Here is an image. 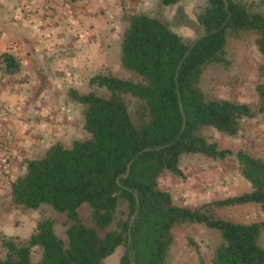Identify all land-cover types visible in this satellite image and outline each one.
I'll list each match as a JSON object with an SVG mask.
<instances>
[{"label": "trees", "instance_id": "obj_1", "mask_svg": "<svg viewBox=\"0 0 264 264\" xmlns=\"http://www.w3.org/2000/svg\"><path fill=\"white\" fill-rule=\"evenodd\" d=\"M160 2L178 6L174 23L192 28L197 36H184L147 12L128 17L121 62L133 78L99 74L90 82L100 91L69 90L70 100L83 107L87 136L70 144L59 140L44 155L26 159V169L12 184V201L23 211L40 210L43 216L29 238L4 237L7 252L0 264H105L119 248L124 249L119 264H168L174 231L192 224L221 232L223 241L213 250L212 264H264V216L235 222L216 218L209 210L255 204L264 215V156L244 149L236 153L203 134L211 127L236 136L244 119L264 113V13L242 0H203L192 15L184 0ZM205 33L177 75L186 51ZM245 33L256 36L263 58L256 105L219 97L204 85L210 69L230 62V39ZM3 62L5 72L19 70L11 54H4ZM147 147L159 149L140 154L129 176L121 177ZM186 154L216 161L237 157L252 190L198 208L176 204L161 179L167 173L183 177ZM136 195L140 212L130 242ZM85 205L93 225L81 215ZM35 248L41 250L37 261Z\"/></svg>", "mask_w": 264, "mask_h": 264}, {"label": "rangeland", "instance_id": "obj_2", "mask_svg": "<svg viewBox=\"0 0 264 264\" xmlns=\"http://www.w3.org/2000/svg\"><path fill=\"white\" fill-rule=\"evenodd\" d=\"M242 1L249 4L253 3L252 5L256 10L264 13V0ZM93 2L95 12L99 15V26H102L101 20H107L108 23L115 22V30L108 40L112 52L107 63L104 62L103 65L99 64L93 67L84 66L83 78L78 79L75 84L70 81L66 82L67 95L71 88L83 93L100 91L99 87L90 82L92 77L99 74H114L123 78H133V75L123 67L121 62L122 41L129 23L128 17L131 14L147 12L172 24L173 28L184 36L194 38L197 36L196 31L192 28L174 23L178 6L166 7L160 0H119L117 4L108 6H101L99 0H93ZM202 4L203 0H184L183 2L190 15L200 9ZM97 10H101V12L98 13ZM228 52L230 62L227 66L210 69L205 75V87L219 97L256 105L258 103L256 86L261 81L260 65L263 61L256 43V36L245 33L239 37L231 38ZM68 99L70 100V98ZM72 103V106L75 107L71 109V116L68 118L58 117L53 122V132L46 145L59 140L70 144L76 139H83L87 136L84 127L83 107L78 103ZM131 109L134 111L133 108ZM240 128V132L236 136L226 135L211 127L204 129L203 134L236 153L247 148L246 150L253 154V151L248 148L249 144H252L253 149L256 150H258L257 147L261 140L264 144V113L257 118L244 119ZM31 137L33 154L29 155L30 157L23 156V159H19V162L10 166L9 180L5 183V188L0 195V259L5 258L7 252L4 237L29 238L36 232L37 224L43 216L40 210L23 211L19 209L14 205L11 196L13 182L26 169V159L40 157L46 152V147L36 150L37 137L32 135ZM0 168L6 169L8 166L3 162ZM181 168L184 171L183 177L167 173L161 179L162 187L168 190L175 203L181 206L198 208L204 204L252 190L250 182L242 176L239 160L235 156L216 161L201 154H186L181 160ZM211 209L216 218H227L235 222L260 221L264 216L261 209L255 204L227 208L211 206L209 210ZM81 215L84 221L93 225L90 209L87 205L81 208ZM61 221L60 229L63 231L65 220L64 223L63 219ZM63 232L60 233L63 234ZM222 241V234L219 230L211 229L204 224L179 227L174 231V243L169 253L168 264H212L213 250ZM262 244L264 246V233L262 234ZM123 250V248L117 249L105 261V264H119ZM40 256L41 250L35 248V260H39Z\"/></svg>", "mask_w": 264, "mask_h": 264}, {"label": "crops", "instance_id": "obj_3", "mask_svg": "<svg viewBox=\"0 0 264 264\" xmlns=\"http://www.w3.org/2000/svg\"><path fill=\"white\" fill-rule=\"evenodd\" d=\"M99 1L108 6L119 0ZM93 5L70 0L48 10L46 0H0V166H8L0 168V195L10 166L33 154L31 135L37 137L36 150L47 151L53 122L71 116L75 106L66 82L83 78L84 66L109 61L115 22L101 20L99 26ZM6 53L18 60L17 72L2 69ZM262 142L258 150L248 145L253 155H264Z\"/></svg>", "mask_w": 264, "mask_h": 264}, {"label": "water", "instance_id": "obj_4", "mask_svg": "<svg viewBox=\"0 0 264 264\" xmlns=\"http://www.w3.org/2000/svg\"><path fill=\"white\" fill-rule=\"evenodd\" d=\"M209 33H205L204 35H202L201 37H199L198 39H196V41L189 47V49L186 51L185 55L183 56L179 66H178V69H177V75L180 74V71H181V68H182V65L184 64L185 60L187 59V57L192 53L193 49L195 48V46L197 45L198 41L207 36ZM182 107V111H183V106ZM183 116H184V123H183V128H182V132L184 131L185 129V126H186V115L184 114L183 112ZM155 149H159V147H147L145 148L143 151L137 153L134 158L128 163V167H127V171L121 175V177H128L130 172H131V168L133 166V163L134 161L139 157L140 154H142L143 152L145 151H150V150H155ZM136 198H137V208H136V211L134 213V215L131 217L130 219V228H129V239H130V242H131V238H132V227H133V224L140 212V201H139V197L138 195H136ZM133 264H135V262H133Z\"/></svg>", "mask_w": 264, "mask_h": 264}, {"label": "built area", "instance_id": "obj_5", "mask_svg": "<svg viewBox=\"0 0 264 264\" xmlns=\"http://www.w3.org/2000/svg\"><path fill=\"white\" fill-rule=\"evenodd\" d=\"M70 0H46L47 4V9L52 10L54 6H60L63 5L64 3L68 2Z\"/></svg>", "mask_w": 264, "mask_h": 264}]
</instances>
